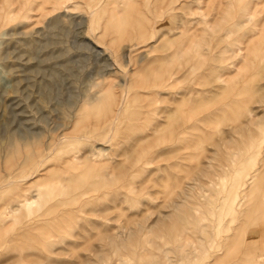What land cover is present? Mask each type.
Segmentation results:
<instances>
[{
	"label": "rangeland",
	"instance_id": "374dc122",
	"mask_svg": "<svg viewBox=\"0 0 264 264\" xmlns=\"http://www.w3.org/2000/svg\"><path fill=\"white\" fill-rule=\"evenodd\" d=\"M49 1L0 0V116L15 144L0 156V181L21 177L0 191V264H264V0ZM59 15L71 35L51 63L61 67L68 48L74 68L60 86L67 100L74 81L79 96L62 105L55 90L42 106L28 92L50 69L29 82L11 71L30 63L14 41ZM24 124L37 133L29 141L12 134ZM43 144L49 159L30 175ZM23 190L33 205L4 214Z\"/></svg>",
	"mask_w": 264,
	"mask_h": 264
},
{
	"label": "bare ground",
	"instance_id": "6f19581e",
	"mask_svg": "<svg viewBox=\"0 0 264 264\" xmlns=\"http://www.w3.org/2000/svg\"><path fill=\"white\" fill-rule=\"evenodd\" d=\"M17 1V0H16ZM20 1V0H19ZM26 1V0H25ZM47 1V0H46ZM49 1V0H48ZM64 1V0H63ZM107 1V0H106ZM108 1H110V0H108ZM11 2V1H10ZM50 2V1H49ZM60 1L58 0L56 3L57 4H61V7H62V3L60 2ZM96 2V1H95ZM143 2V1H142ZM259 2V1H258ZM43 3V2H42ZM90 3V2H89ZM108 3V2H107ZM223 3V2H222ZM17 4V3H16ZM47 4V3H46ZM50 4H53L52 3V1H51V3ZM49 4V5H50ZM101 4V3H100ZM99 4V5H100ZM105 4V3H104ZM15 5V4H14ZM86 5H88V4H86ZM111 5V4H110ZM255 5V4H254ZM256 5H258V4H256ZM255 5V6H256ZM11 6V5H10ZM47 6V5H46ZM107 6V5H106ZM109 6V5H108ZM41 7H43V6H41ZM54 7V6H53ZM59 8H60V6H58ZM88 7H89V5H88ZM92 8V7H91ZM228 8V7H227ZM41 9V8H40ZM39 9V10H40ZM47 9H48V7H47ZM51 9V8H50ZM87 9V8H86ZM97 9V8H96ZM106 9V8H105ZM4 10H6V9H4ZM41 10H43V9H41ZM45 10V9H44ZM49 10V9H48ZM56 10V9H55ZM92 10H93V8H92ZM92 10H91V12H92ZM217 10V9H216ZM225 10V9H224ZM47 11V10H46ZM138 11V10H137ZM89 11H87V13H88ZM224 12V11H223ZM57 13V12H56ZM89 15H90V12L88 13ZM87 14V15H88ZM219 14V13H218ZM251 15V14H250ZM249 15V16H250ZM62 16L63 15H59V16H56V17H52V18H48L47 19V22L45 23V31L44 32H39V31H37L35 34H31V33H26L25 35H22L23 37L22 38H20V39H18V38H16L15 39V46H14V48H15V50H16V48L18 49L17 51H18V55L16 56V58L17 59H19L20 60V57L21 56H27V59H28V62H30V63H27V64H25V62H24V60H23V64H17V65H10V66H12L11 67V71H13V72H18L17 74H20L19 72H21V70L22 69H24L25 70V72L26 71H28V73H27V77L26 78H28V82H29V79L31 80V78H32V76H36L38 73H41V72H43V73H45V71L47 70V68H49L50 69V71H49V73H46L44 76H45V78H47L46 80L44 79L43 81H38V83H35V81L32 83V81H31V84H30V86H32V88L34 87V84H36L37 85V88H36V86L34 87V88H36V92L34 91V90H32V91H29L28 92V95H29V98H31V93L33 92V94H35V96H36V94L40 97V99L39 100H36V98H38V96L35 98V102L38 104V105H42V104H44V103H50L51 101H53L54 100V91L55 90H57V93H56V96L57 97H59V99L61 100L59 103H61L62 105H64V104H66V103H68V104H70V103H72L73 102V100H75L78 96H79V93L78 92H76L77 90H76V88H74V86H75V84H74V81H72L73 82V84H74V86H70L68 89L70 90V94L68 95V99L66 100V98H65V96H64V93H63V86H60L61 84H60V82H61V80L63 79V78H66L67 77V75L69 74H71L72 73V71H73V68H74V64L73 63H71V61H70V59H71V54L68 52V48L67 47H65V48H62L60 51H58L59 52V58L61 59V57L63 58V59H65V63L64 64H62V62H60L61 64H62V66L61 67H57V65L56 64H53V63H51V59H53V54H52V52H53V48H55V47H57V46H59L60 44H63L67 39H68V37H69V35H71L70 34V30L69 29H66V28H62V27H64V26H62L61 27V25H62ZM85 19V18H84ZM128 19V18H127ZM215 20V19H214ZM221 20V19H220ZM89 21V20H88ZM218 21V20H217ZM152 22V21H151ZM64 23V22H63ZM74 24V23H73ZM143 25V24H142ZM212 25V24H211ZM69 27V26H68ZM145 27V26H144ZM212 27H213V25H212ZM134 28V27H133ZM143 28V27H142ZM127 29V28H126ZM131 29V28H130ZM220 29H221V27H220ZM144 30V29H143ZM142 30V31H143ZM219 30V29H218ZM217 30V31H218ZM20 31V30H19ZM91 32V31H90ZM136 32V31H135ZM129 33V32H128ZM131 33H132V31H131ZM140 33L141 32H139V35H140ZM240 33V32H239ZM14 34H17V33H14ZM23 34V33H22ZM111 34V33H110ZM136 34H137V32H136ZM11 35H13V34H11ZM135 35V34H134ZM227 35H228V33H227ZM128 37V36H127ZM130 38V37H129ZM128 38V39H129ZM144 38H146V37H144ZM140 39V38H139ZM134 40V39H133ZM136 40V39H135ZM141 40V39H140ZM244 40V39H243ZM242 40V41H243ZM68 41V40H67ZM238 41V40H237ZM140 42V41H139ZM86 44V43H85ZM74 45V44H73ZM236 45V44H235ZM70 47V46H69ZM234 47H238V46H234ZM88 48H90V46H88V45H84V47H83V49L85 50V49H88ZM82 49V48H81ZM240 49H242L240 46L236 49V50H234L233 52L234 53H237ZM44 50V58L45 59H41V61L40 62H36V59L37 58H35V57H37V55H38V53H40V52H42ZM83 50V51H84ZM90 50V49H89ZM144 52V51H143ZM14 53V52H13ZM17 54V52L15 53V54H13L14 56ZM41 54V53H40ZM43 54V53H42ZM83 54V53H82ZM101 54V53H100ZM8 55V53H6L5 52V54H4V58H6L7 59V56ZM12 55V56H13ZM56 55V54H55ZM99 55V54H98ZM11 56V57H12ZM41 56V55H40ZM248 56V55H247ZM42 57V56H41ZM69 57H70V59H69ZM86 58H90V57H87V55L85 56ZM84 57V58H85ZM91 57H92V55H91ZM93 58V57H92ZM23 59H25V58H23ZM56 59H57V57H56ZM55 60V59H54ZM92 60V59H91ZM96 59H94V61H95ZM98 60V59H97ZM34 61V62H33ZM37 61H38V59H37ZM86 61V60H85ZM94 61H93V63L91 62V61H89V63H91L92 65H94V69H95V71H98V72H102L103 71V69L106 67L105 65H100V66H97L98 65V62H96L97 63V65H96V63L94 64ZM99 61V60H98ZM140 61H142V59H140ZM21 62V61H20ZM59 62V61H58ZM87 62V61H86ZM85 62V63H86ZM22 63V62H21ZM33 64V65H32ZM101 64V63H100ZM30 65V66H29ZM88 65V64H87ZM87 65H84V67H82V70L81 71H83V73H85L86 72V67L85 66H87ZM90 65V64H89ZM88 65V66H89ZM96 65V66H95ZM87 66V67H88ZM9 68V67H8ZM76 69V68H75ZM79 71V70H78ZM91 72V71H90ZM121 72V71H120ZM127 72V71H126ZM130 72V71H129ZM230 72V71H229ZM233 72H235V71H233ZM228 72H226V74H227ZM232 73V72H231ZM231 73L229 74V76L231 75ZM75 74V73H74ZM173 74V73H172ZM225 74V75H226ZM78 75V74H77ZM169 75V74H168ZM170 76V75H169ZM174 76V75H173ZM228 76V75H227ZM228 76V77H229ZM85 77H86V75H85ZM219 77V76H218ZM21 78V77H20ZM20 78H18V79H20ZM42 78V77H41ZM126 78V77H125ZM222 77H220L219 79H221ZM35 79V78H34ZM68 79V78H67ZM85 80H86V78H84ZM129 79H130V77H129ZM169 79V78H168ZM223 79H225L224 77H223ZM223 79H222V81H223ZM21 80H22V78H21ZM64 80V79H63ZM105 80V79H104ZM165 80V79H164ZM84 81V80H83ZM96 81V80H95ZM126 81V80H125ZM148 81V80H147ZM99 82V81H98ZM139 82V81H138ZM64 83V82H63ZM164 83V82H163ZM168 83V82H167ZM170 83V82H169ZM168 83V84H169ZM127 85H128V83H126ZM125 84V85H126ZM166 84V83H165ZM17 85V84H16ZM15 85V86H16ZM82 85V84H81ZM170 85H172V84H170ZM29 86V87H30ZM153 86V85H152ZM151 86V87H152ZM161 86V85H160ZM16 87H18V86H16ZM104 87V86H103ZM126 87V86H125ZM150 87V88H151ZM33 88V89H34ZM169 88V87H168ZM30 89V88H29ZM79 89V88H78ZM96 89V88H95ZM113 89V88H112ZM117 89V88H116ZM127 89V88H126ZM157 89V88H156ZM163 89V88H162ZM76 90V91H75ZM118 90V89H117ZM136 90V89H135ZM146 90H149V89H146ZM158 90H160L159 88H158ZM103 91V90H102ZM126 91V90H125ZM139 91V90H138ZM95 92V91H94ZM128 92V91H127ZM127 92H123V94L118 98H116L115 100H114V104L116 105V107H114L112 110H110L109 112H111V113H113V117H112V123L111 124H115V123H117V121H118V117H119V115H120V111H122V108H123V106L126 104V95H127ZM140 92H142V91H140ZM146 92V91H145ZM149 92V91H148ZM4 93V92H3ZM2 93V95L1 96H4V94ZM67 93H68V91H67ZM78 93V94H77ZM81 93V92H80ZM136 93V92H135ZM101 94V93H100ZM113 94V93H112ZM139 95V94H141V93H136V94H134L135 96L136 95ZM147 94V93H146ZM106 95H108V94H106ZM106 95H103L104 96V98H105V96ZM111 95V94H110ZM114 95H115V93H114ZM163 95H165V94H162V96ZM27 96V95H26ZM64 97V98H61V97ZM81 96V95H80ZM109 96V95H108ZM128 96H130V95H128ZM135 96H133V97H135ZM162 96H160V97H162ZM179 96V95H178ZM96 97V96H95ZM111 97V96H110ZM115 97H116V95H115ZM137 97V96H136ZM140 97V96H139ZM153 97V96H152ZM157 97H158V95H157ZM175 97H176V95H175ZM97 98V99H96ZM96 98H92V100L94 99V101L95 102H100V100H103L102 98H101V96H97ZM107 98V97H106ZM178 98V97H177ZM86 99V98H85ZM114 99V98H113ZM131 99V98H130ZM156 99V98H155ZM2 101L3 100H0V102L2 103ZM38 101V102H37ZM59 101V100H58ZM67 101V102H66ZM152 101V100H151ZM80 102V101H79ZM135 102V101H134ZM100 103H102V102H100ZM131 103V102H130ZM168 103V102H167ZM7 104V103H6ZM92 104V102H87V103H85V106L86 107H88L87 105H91ZM137 104V103H136ZM148 104V103H147ZM102 105H105V104H102ZM107 105V104H106ZM129 105V104H128ZM42 106H44V105H42ZM165 106V105H164ZM55 107V106H54ZM91 107V106H90ZM125 107V106H124ZM166 107V106H165ZM77 108V107H76ZM104 108V107H103ZM108 108V107H107ZM110 108V107H109ZM108 108V109H109ZM154 108V107H153ZM78 109V108H77ZM77 109H76V111H77ZM92 109V108H91ZM67 110V109H66ZM65 110V111H66ZM87 110V109H86ZM103 110V109H102ZM105 110V109H104ZM75 111V112H76ZM81 111V110H80ZM106 111H108V110H106ZM4 112V111H3ZM2 112V113H3ZM58 112H59V110H58ZM68 112V111H67ZM86 112V111H85ZM109 112H108V115H109ZM163 112V111H162ZM165 112V111H164ZM7 113H8V111H7ZM6 113V114H7ZM10 113V112H9ZM59 113H61V112H59ZM65 112H63V114H64ZM84 113V112H83ZM83 113H82V115H83ZM89 113V112H88ZM92 113H93V111H92ZM98 113V112H97ZM105 113V112H104ZM103 113V114H104ZM107 113V112H106ZM44 114V113H43ZM47 114V113H46ZM86 114V113H85ZM99 114H100V112H99ZM99 114H97V116L99 115ZM102 114V115H103ZM168 115L169 114V112H168V114L167 113H164V115ZM8 115V114H7ZM65 115V114H64ZM63 115V116H64ZM68 115V114H67ZM67 115H66V117H67ZM73 115V114H72ZM75 115V114H74ZM78 115V114H77ZM80 115V114H79ZM78 115V116H79ZM89 116H90V114H88ZM106 115V114H105ZM112 115V114H111ZM50 116V115H49ZM55 116V115H54ZM62 116V117H63ZM85 116H87V115H85ZM84 116V117H85ZM94 116H95V113H94ZM101 115H99L98 117H100ZM110 116V115H109ZM76 117V116H75ZM80 117H82L81 115H80ZM97 117V118H98ZM105 116L103 115V118H104ZM107 117V116H106ZM106 117H105V119H106ZM140 117V116H139ZM64 119H65V117H63ZM73 118V117H72ZM86 118V117H85ZM88 118V121H90L91 119H89L90 117H87ZM87 118H86V121H87ZM96 118V119H97ZM108 118V117H107ZM0 119H1V121H0V126L2 127V126H4L5 127V131L4 132H2V128H1V133H0V150H1V152H3L4 154L2 155H0V156H2V158H3V156L6 154V155H8V154H10V152H12V150L15 148V144H13L14 142L11 140L12 138H13V136H11L10 135V133H11V128L10 127H12V126H7V123H9V117H7V116H5L4 114L3 115H1L0 116ZM56 119V118H55ZM80 119V118H79ZM132 119H134V118H132ZM23 120H25V119H23ZM63 120V119H62ZM78 120V119H77ZM98 120H100V119H98ZM40 121H45V116H43L42 118H41V120ZM81 122H83L82 120H80ZM87 121V122H88ZM92 121V120H91ZM243 121V120H242ZM248 121H250V120H248ZM248 121H243V122H248ZM24 122V121H23ZM28 121H26V122H24V123H27ZM94 122V121H93ZM92 122V123H93ZM243 122H241L242 124H243ZM30 123V122H29ZM44 123V122H43ZM74 123V122H73ZM78 123H79V121H78ZM91 123V122H90ZM95 123H97L98 124V121H95ZM99 123H100V121H99ZM21 124V123H20ZM81 124V123H80ZM87 124V123H86ZM103 124V123H102ZM27 124H24V125H21L22 127H17V129L16 130H14L13 132H12V134H14V136L17 138V137H21V138H23V139H25L26 141H29V140H31L34 136H36L37 135V133H35L36 131H35V129L33 130L30 126L28 127V126H26ZM73 125V124H72ZM91 125V124H90ZM95 125V124H94ZM99 125V124H98ZM248 125H250V124H248ZM75 126V125H74ZM77 126V125H76ZM81 126H84V125H81ZM80 126V127H81ZM97 126V125H96ZM155 126V125H154ZM101 127V126H100ZM113 127V126H112ZM111 127V128H112ZM157 127V126H156ZM54 128V127H53ZM79 128V127H78ZM91 128H93V127H91ZM94 128H95V126H94ZM159 128V127H158ZM74 129H75V127H74ZM80 129V128H79ZM154 129V128H153ZM51 130V129H50ZM66 130V129H65ZM64 130V131H65ZM158 130V129H157ZM156 131V130H155ZM80 132V131H79ZM112 132V131H111ZM57 133V132H56ZM64 133H66V132H64ZM73 133V132H72ZM110 133V132H109ZM153 133H156V132H153ZM52 134V133H51ZM76 134V133H75ZM73 135V134H72ZM78 135V134H77ZM84 135V134H83ZM83 135H78L79 137V140H81V141H83V139H87V140H90L91 142H93V139L92 138H88L89 136L88 135H86V136H88V137H86V136H83ZM229 135V134H228ZM68 136V135H67ZM147 136H148V134H147ZM151 136V135H150ZM12 137V138H11ZM69 137V136H68ZM228 137V136H227ZM226 137V138H227ZM69 138H71V137H69ZM56 139V138H55ZM145 139V138H144ZM19 140V139H18ZM105 140V139H104ZM55 141V140H54ZM57 141V140H56ZM85 141V140H84ZM95 141H97V140H95L94 139V142ZM232 141V140H231ZM41 142V141H40ZM102 142V141H101ZM31 143V142H30ZM55 144V143H54ZM53 144V145H54ZM95 144V143H94ZM40 145V144H39ZM44 145V144H43ZM56 145H57V143H56ZM56 145H55V147H56ZM96 145V144H95ZM94 145V146H95ZM49 146V145H48ZM93 146V147H94ZM49 147H51V145L49 146ZM57 148V147H56ZM47 149V147H46V145H44V149H42V150H32L31 151V156H30V158L31 159H38L37 161H36V163H35V165L34 166H32V168H31V173H30V175H33V174H35V172H36V170H35V168L38 166L37 164H43L45 161H46V159H47V157H45L46 156V150ZM52 149V148H51ZM55 149V148H54ZM94 149H95V147H94ZM179 149V148H178ZM31 150V149H30ZM19 151V150H18ZM52 151V150H51ZM55 151H57V150H55ZM93 152V151H92ZM154 152V151H153ZM167 152V150L165 151V153ZM80 153V152H79ZM88 153V152H87ZM164 153V154H165ZM167 153H169V152H167ZM73 154H75V153H73ZM160 154V153H159ZM18 155V154H17ZM77 155V154H76ZM75 155V156H76ZM166 155V154H165ZM168 155V154H167ZM170 155V154H169ZM54 156V155H53ZM73 156V155H72ZM71 156V157H72ZM156 156H158V154L156 155ZM78 157V156H77ZM77 157H74V158H77ZM91 157V156H90ZM155 157V156H154ZM8 158V157H7ZM78 158H82V157H78ZM49 159V158H48ZM47 159V160H48ZM89 159V158H88ZM150 159V158H149ZM149 159H146V160H149ZM4 160V159H3ZM3 160H1V163H3ZM18 161V160H17ZM70 162H73V159L72 160H70ZM96 163L97 161H93V163ZM147 162H150V161H147ZM158 162V161H157ZM48 163H49V161H48ZM179 163V162H178ZM22 164V163H21ZM21 164H19V165H21ZM32 164V163H31ZM34 164V163H33ZM32 164V165H33ZM146 164V163H145ZM167 164V163H166ZM139 165V164H138ZM143 165V164H142ZM147 165V164H146ZM5 166H7V165H5ZM10 166H12V165H10ZM15 167V166H14ZM22 167V166H21ZM28 167V166H27ZM132 167V166H131ZM145 167V166H144ZM7 168V167H6ZM10 168H12V167H10ZM23 168H25V165H24V167ZM22 168V169H23ZM167 168V167H166ZM169 168H171V167H169ZM2 169V168H1ZM9 169V168H8ZM15 169V168H14ZM13 169V170H14ZM21 169V168H20ZM29 169V168H28ZM172 169V168H171ZM5 171L7 170V169H4ZM18 170V169H17ZM144 170V169H143ZM174 170V169H173ZM15 171V170H14ZM13 171V172H14ZM7 172V171H6ZM12 172V173H13ZM135 172V171H134ZM11 172H10V175L12 174ZM132 173V172H131ZM65 174V173H64ZM6 175H8L7 173H6ZM30 175H28V176H25V177H30ZM34 177V176H33ZM21 177H17V178H11V177H6V178H4V179H2V180H4L3 182H1L0 183V191L1 190H3V191H7L8 189H9V187L12 185V184H14V183H18V182H20V179ZM28 181V180H27ZM240 181V180H239ZM22 183V182H21ZM239 184H242V183H239ZM245 184V183H244ZM244 184H242V186L244 185ZM15 186L16 185H14V188H15ZM25 187V186H24ZM174 187V186H173ZM235 188V187H234ZM239 188H240V186H239ZM238 188V189H239ZM57 190V189H56ZM59 190V189H58ZM240 190V189H239ZM24 191L25 190H23V194L22 195H20L17 199H15V197L13 198V199H15L14 200V202L15 203H13L11 206H7V208L6 209H8V210H5L4 211V214L5 213H14V214H17V213H19L22 209H27V210H29V208L33 205V202L31 201V197H29L28 195L30 194H24ZM230 191H231V189H230ZM235 191H237V190H235ZM27 192V191H26ZM38 193H40V192H38ZM239 193V192H238ZM15 195V194H14ZM228 195V194H227ZM240 195V194H239ZM241 196V195H240ZM17 197V196H16ZM79 198H81L80 196H78ZM232 197V208H231V210H230V213H229V215H231V217H233V220H235L236 222H238L239 223V219H240V217H239V213H238V216H236L237 218H235V213H236V211H237V204H236V200H237V196L236 195H233V196H231ZM86 199V198H85ZM84 200V199H83ZM10 201H12V200H10L9 199V202ZM40 201V200H39ZM38 200L37 201H35V202H39ZM241 201V200H240ZM79 202V201H78ZM80 202H82V199L80 200ZM4 204H5V202H4ZM7 204V203H6ZM78 203L76 202V205H77ZM179 204V203H178ZM80 205V204H79ZM82 205V204H81ZM239 205H241V204H239ZM2 207V206H1ZM77 207H79V206H77ZM82 207H83V205H82ZM85 207V206H84ZM0 209H2V208H0ZM77 209V208H76ZM4 210V209H3ZM69 210V209H68ZM239 210V209H238ZM1 211V210H0ZM39 212V211H38ZM77 212V211H76ZM81 212V211H80ZM84 212V211H83ZM0 215H2V214H0ZM18 218V217H17ZM241 218H242V216H241ZM14 219V218H13ZM229 219V218H228ZM227 220V219H226ZM242 220V219H241ZM6 225V224H5ZM237 227V226H236ZM177 230V229H176ZM20 234V233H19ZM18 235V234H17ZM16 242V241H15ZM125 244V243H124ZM122 245V244H121ZM16 247V246H15ZM124 248H126V247H124ZM263 258V257H262ZM148 263V262H147ZM156 263V262H155ZM149 264V263H148Z\"/></svg>",
	"mask_w": 264,
	"mask_h": 264
}]
</instances>
